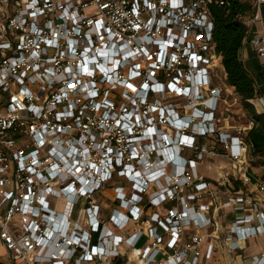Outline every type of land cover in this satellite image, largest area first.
<instances>
[{"label":"built area","instance_id":"2783aa9c","mask_svg":"<svg viewBox=\"0 0 264 264\" xmlns=\"http://www.w3.org/2000/svg\"><path fill=\"white\" fill-rule=\"evenodd\" d=\"M233 1L250 5L243 45L264 56V0H0L10 262L264 264L245 252L264 236L255 122L231 123L242 97L214 38L212 8ZM250 101L264 113V96ZM216 155L232 162V192L204 171Z\"/></svg>","mask_w":264,"mask_h":264},{"label":"trees","instance_id":"16d2710c","mask_svg":"<svg viewBox=\"0 0 264 264\" xmlns=\"http://www.w3.org/2000/svg\"><path fill=\"white\" fill-rule=\"evenodd\" d=\"M249 9V4L236 1L227 6L213 7L212 11L215 18L214 38L217 49L223 56L227 81L230 85L236 87L242 97V105L255 122L246 135V141L251 146L250 154L264 157V113L256 112L250 101L256 96L255 82L240 58V50L248 30L245 24L238 19V15ZM239 185L240 183L237 182L236 188H239Z\"/></svg>","mask_w":264,"mask_h":264},{"label":"rangeland","instance_id":"374dc122","mask_svg":"<svg viewBox=\"0 0 264 264\" xmlns=\"http://www.w3.org/2000/svg\"><path fill=\"white\" fill-rule=\"evenodd\" d=\"M243 122L245 123L247 122L246 115L243 116ZM208 164H211L212 167L209 168ZM248 168L258 177V179L264 182V157L252 156L249 152ZM204 171L206 172L208 178L213 182H215L216 184L218 183V180L220 181L222 185H219V187L223 190V192H226L228 190L232 192L233 191L232 186H234V189H236V184L238 181L233 180L234 175L232 173L233 172L232 162L228 156L216 155V156H212V158L209 159L207 158L204 165ZM247 186L249 188H253L252 184ZM223 192H220V199H218V201H220L221 199H222L221 201H224L228 198L229 193H223ZM219 215L220 217L225 219V221L223 222L226 223L229 222L228 219L229 217L225 218V216L230 215L229 210L224 211V213L222 210H220ZM256 242H257V247H252V250H258L261 247V245H263L264 236L257 238ZM7 255H8L7 251L0 246V264H14L8 260Z\"/></svg>","mask_w":264,"mask_h":264},{"label":"crops","instance_id":"0c3cea01","mask_svg":"<svg viewBox=\"0 0 264 264\" xmlns=\"http://www.w3.org/2000/svg\"><path fill=\"white\" fill-rule=\"evenodd\" d=\"M257 27H258L257 25H254L253 30L256 29ZM240 58L244 64L246 70L248 71L250 76L254 79L256 95L259 94V95L264 96V56H258L254 52L252 47L248 43H245L240 50ZM235 112H236V114H235L234 118L231 119V123H233L235 126H242V125L245 126L251 120L250 115L248 114V112L246 111V109L244 108L243 105L241 107H238V108L236 107ZM256 112H257V110H256ZM245 115H246V120H247L246 123L243 122V116H245ZM209 158H212V157H208V159ZM208 167L211 168L212 165L208 164ZM228 217H229L228 219L230 221V220H232L233 215H229ZM256 241H257V239L249 242V244L245 250V252L247 254H255V253H259L262 250H264V243H263V245H261V247L258 250H252V247H257Z\"/></svg>","mask_w":264,"mask_h":264}]
</instances>
